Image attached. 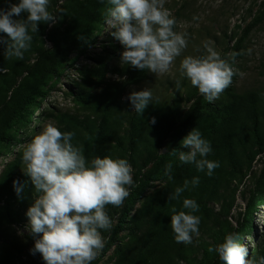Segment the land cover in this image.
Returning <instances> with one entry per match:
<instances>
[{
  "label": "rangeland",
  "instance_id": "rangeland-1",
  "mask_svg": "<svg viewBox=\"0 0 264 264\" xmlns=\"http://www.w3.org/2000/svg\"><path fill=\"white\" fill-rule=\"evenodd\" d=\"M94 1L50 0L49 11L58 19L39 25L22 60L6 59V46L0 44V67L7 68L0 74V106L17 97L27 66L53 47L79 9L90 10L88 3ZM165 8L176 21L174 31L187 40L167 73L156 75L121 64L124 48L112 35L115 29L105 25L106 4H101L90 47H81L55 69L59 77L46 82L41 89L44 98L22 104L8 125L0 118V264H44L40 254H30L34 239L26 231V212L37 194L23 172L22 154L47 124L75 133L71 143L82 149L86 160L109 156L127 160L132 168L129 196L119 207L105 206L113 226L110 232L102 231L105 247L93 264H209L217 255L207 249L238 231L247 213L254 218L255 230L245 228L241 242L248 247L246 259L258 258L264 247V0H165ZM241 38V57L230 65L232 83L213 103L206 101L203 113V117L212 113L216 120V128L209 127V135L202 137L212 148L207 159L220 165L209 176L206 169L199 172L178 159L180 151H187L181 147L191 132L186 121L201 97L181 76L180 63L186 56L206 55L205 44L227 60ZM0 39H7L6 34ZM145 89L151 90L153 100L139 116L128 97ZM43 110L47 115L42 116ZM258 135L263 137L261 144ZM173 150L176 156L163 158ZM168 163L171 179L164 174ZM193 177H199V185L171 200L175 188ZM13 181L25 187L19 197ZM142 186L147 187L139 195ZM259 189L262 202L249 208ZM184 199L198 204L199 210L192 214L201 219L199 235L188 245L175 242L170 225L171 215L189 212L183 208Z\"/></svg>",
  "mask_w": 264,
  "mask_h": 264
},
{
  "label": "clouds",
  "instance_id": "clouds-1",
  "mask_svg": "<svg viewBox=\"0 0 264 264\" xmlns=\"http://www.w3.org/2000/svg\"><path fill=\"white\" fill-rule=\"evenodd\" d=\"M99 2L106 4L105 25L115 29L112 35L124 48L122 65L165 74L187 47L185 35L174 31L176 21L165 8V0ZM0 3L4 5L0 7V34L7 36L0 39V44L6 46L4 56L22 60L31 47L33 34L39 32V25L54 24L58 14L49 11L50 0H0ZM22 16L26 18L17 19ZM204 48L206 55L182 59L180 73L211 104L230 86L234 72L212 47L205 44ZM6 72V67H0V74ZM176 88H180L179 81ZM128 100L141 116L153 96L150 89H145L131 93ZM151 123H156L155 118ZM74 135L47 124L22 154L23 172L37 194L26 212V231L34 239L30 254H40L44 264H93L105 247L102 231L110 232L113 226L105 206H121L134 183L127 160L95 156L88 161L82 149L71 143ZM181 147L187 149L178 153L181 164L194 165L199 172L206 169L209 176L220 166L207 159L212 152L211 144L196 128L182 140ZM170 154L176 156L177 152L173 150ZM171 171L172 164L168 163L164 174L169 179ZM198 185L199 177L185 180L170 199L176 200L190 186ZM13 189L18 197L25 191L20 181H13ZM183 208L189 212L171 215L170 225L175 242L188 245L199 235L201 219L192 214L199 210L194 200L184 199ZM241 239L239 233L231 232L222 243L207 250L215 253L221 264H264V256L246 259L248 247Z\"/></svg>",
  "mask_w": 264,
  "mask_h": 264
},
{
  "label": "trees",
  "instance_id": "trees-1",
  "mask_svg": "<svg viewBox=\"0 0 264 264\" xmlns=\"http://www.w3.org/2000/svg\"><path fill=\"white\" fill-rule=\"evenodd\" d=\"M100 5L101 3L99 2V0H95L92 3H88L90 10L85 12L83 9H79V11L75 15H73V20L70 21L63 34L54 42L53 47L49 50L42 51L33 65L27 66V77L26 79H24L25 81H23L19 86L17 97L12 96L10 99L1 103L0 118L3 119L6 125L11 123L13 119V113L15 112V110L17 111V109L22 104L30 99H34L39 96L44 98L45 93L42 92L41 89L46 85L47 81H49L53 77H59L58 75H55V69L59 67L66 58H68L72 53L78 51L83 46H86V48L90 47V43L88 44V39L93 33V25L97 23L96 13L97 9L100 8ZM1 6L2 5L0 4V7ZM242 42L243 38L238 40L236 44V53L227 59L229 65H231L236 60V58L241 57L240 48ZM0 49L2 48L0 47ZM130 78H142V76L139 75L134 77V75H131ZM42 102H44V100H42L41 103ZM36 108H40L39 103L36 105ZM211 108L213 111H217L216 105H213V107ZM205 109L206 101L201 96L198 98L191 116L186 121L185 127L187 129L191 127L192 131L195 128L197 129V126L202 125V127L204 128L203 130L197 129L202 134V137H206L207 135H209V127L216 128V120L213 117L212 113H210L208 117H203ZM43 115H47V111L43 110L42 116ZM36 123L39 125L41 123V118L37 119ZM213 124L215 125V127ZM257 138L259 144H261L263 142V137L258 135ZM170 152L163 156V158L171 157L172 155L170 154ZM147 186L141 187V189L139 190V195L144 192V189ZM203 186L205 187L204 191L206 192L208 190V184L204 183ZM262 200L263 191L259 189L257 191V194H255L251 198L248 207L254 208L258 206L262 202ZM247 227L255 230L254 218L252 217L251 213H247L243 220L242 226L236 232L241 235L243 230ZM261 256H264V247L262 248V250H260L258 258ZM209 264H221V262L219 261L217 256Z\"/></svg>",
  "mask_w": 264,
  "mask_h": 264
}]
</instances>
